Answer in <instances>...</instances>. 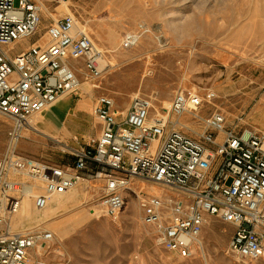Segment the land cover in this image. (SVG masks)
<instances>
[{"label":"built area","instance_id":"1","mask_svg":"<svg viewBox=\"0 0 264 264\" xmlns=\"http://www.w3.org/2000/svg\"><path fill=\"white\" fill-rule=\"evenodd\" d=\"M41 11L37 0H0V115L12 121L8 148L0 157V264H34L32 252L53 241L48 230L14 229L25 199L44 209L55 196L91 178L103 179L99 202L113 220L135 179L176 193L143 196L140 203L143 221L155 228L159 242L184 258L200 244L208 216L236 227L231 252L248 260L263 258L264 132L229 129L222 113L205 119V131L195 138L165 116L152 121L148 97H134L119 119L113 98L101 95L93 109L100 135L72 152V164L20 154L25 132L38 131L34 117L80 88L83 67L93 80L104 72V52L72 14L54 20L46 45L33 43L14 56L4 50L37 34ZM133 36H126L127 47ZM201 103L199 94L182 91L170 112L182 116Z\"/></svg>","mask_w":264,"mask_h":264},{"label":"rangeland","instance_id":"2","mask_svg":"<svg viewBox=\"0 0 264 264\" xmlns=\"http://www.w3.org/2000/svg\"><path fill=\"white\" fill-rule=\"evenodd\" d=\"M37 2L42 9L37 34L13 46L11 53L31 42L46 45L48 28L67 14L76 17L78 26L104 52L102 77L93 80L83 67L81 86L72 94L87 85L97 97H112L119 119L134 97H148L157 108L151 109L152 121L165 116L181 123L177 127L195 138L205 131L204 120L216 112L224 114L229 129L264 132V0ZM128 33L137 39L126 48L123 42ZM182 91L199 94L202 103L177 116L170 107ZM89 126L94 130L92 119ZM11 127L12 121L0 115V157L8 148ZM37 130L25 132L19 142L20 154L56 164L57 158H70L80 149L42 138ZM152 184L133 180L125 192V207L118 220H113L99 202L103 179L91 178L70 191L81 193L80 201L50 223L23 228L29 211L25 205L14 229H43L54 234L52 242L32 252L34 264H264V257L248 260L231 252L236 227L210 216L202 229V244L192 256L184 258L166 249L155 228L143 221L140 197L165 191L156 185L157 191ZM133 201L139 207L137 212Z\"/></svg>","mask_w":264,"mask_h":264},{"label":"crops","instance_id":"3","mask_svg":"<svg viewBox=\"0 0 264 264\" xmlns=\"http://www.w3.org/2000/svg\"><path fill=\"white\" fill-rule=\"evenodd\" d=\"M31 44L32 42L15 53H11L10 49L18 43L5 46L4 50L14 56L30 48ZM97 99L90 87L84 85L79 92L61 99L51 108L37 114L34 117V127L39 129L42 138L83 148L92 138L98 137L102 129L101 123L93 113ZM89 119L93 121L94 130L89 126ZM54 162L68 165L72 164V158H57Z\"/></svg>","mask_w":264,"mask_h":264},{"label":"bare ground","instance_id":"4","mask_svg":"<svg viewBox=\"0 0 264 264\" xmlns=\"http://www.w3.org/2000/svg\"><path fill=\"white\" fill-rule=\"evenodd\" d=\"M136 39L137 38L134 37V39L132 40L131 46L135 42L134 40H136ZM125 41H126V39H125ZM125 41L123 42L124 43V47L129 48L130 46L127 47L125 45ZM137 41H139V38H138ZM153 107L156 108L155 106H153ZM151 186H152V188H154V189L156 188L157 189V186L155 184H152ZM157 191H158V189H157ZM165 191H163V190H162V192L158 191L159 192L158 196H166V192ZM164 192H165V194H164ZM80 194L81 193H79V192L77 193L76 191L75 192H70L69 191V192H67L65 194L57 195L51 200L49 205L46 208H44V209L37 208L36 205H35V202L32 199H29V198L25 199L22 209L25 207V205H27V210H29V211H27V217L25 218V223L22 225V227L23 228H31V227H35V226L41 225L43 223H50L54 218H56L57 215L60 214V212L62 210L66 209V208L68 209L69 207L75 205L78 201H80V199H81ZM129 194H130V192H129ZM155 194H156V192H155ZM32 201L34 202L35 208H34V206L32 204ZM133 203H134V210L136 212L139 211V207L135 203V201H133ZM22 209L15 216V223H14L15 225L13 224V227L14 226L17 227L19 225L17 223V219H18L19 216H21L20 213L22 212ZM26 230H30V229H26ZM26 230H23V231H26ZM200 244H202L201 240H200ZM40 248L41 247H39L38 249H40Z\"/></svg>","mask_w":264,"mask_h":264}]
</instances>
